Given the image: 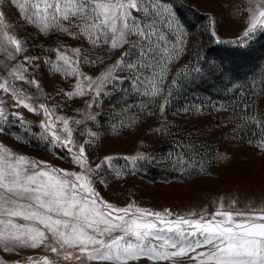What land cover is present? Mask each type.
I'll list each match as a JSON object with an SVG mask.
<instances>
[{"label":"rangeland","instance_id":"obj_1","mask_svg":"<svg viewBox=\"0 0 264 264\" xmlns=\"http://www.w3.org/2000/svg\"><path fill=\"white\" fill-rule=\"evenodd\" d=\"M161 3L170 13H174L175 19L183 23L185 28L182 31L187 34L183 38L184 43L178 45L180 54L167 66L160 96L143 97L134 90L125 91L129 88L127 84L123 88L119 84H109L102 89L105 95L91 109L88 104L94 93L69 100L63 93L74 90L76 78L53 71L50 63H44L45 59L55 60L54 49L61 48L73 56L71 49L79 47L82 56H87L89 61L102 59V63L78 65L80 72L94 79L115 63L120 50H111L107 45L95 47L85 37L73 39L56 30L41 32L37 25L21 19L18 8L11 0H0V11L4 13V23L7 25L6 28L0 26V40L3 39V32L7 31L24 43L26 51L18 56L17 61H11L7 53L0 49V77L12 82L9 69L17 62L24 63L28 69L26 75L29 79H36L39 87L25 81H15L17 91L22 90L37 108L45 104L54 110L55 116L69 118L77 145L85 140L90 141L85 144V149L92 168L102 163L105 156L113 157L110 166L104 165L93 174L96 191L108 203L117 207L133 203L161 212L170 209L174 214L185 216L195 212V218L203 212H214L221 203L228 209L232 201H235V206L230 209L232 211L264 209V151L257 147V143L245 139L227 111L190 112L183 108L184 103L191 99L228 97L237 84L244 81L251 84L255 91L259 88L261 79H258V84H254L253 79L264 76V56L256 65L253 62L257 55L255 50L227 52L221 48H209L211 42L208 40L212 37L216 43H229L237 37L247 44L253 37L244 38L243 31L249 23L250 10L256 5L252 0H161ZM24 55L39 56L40 59L28 64L23 61ZM214 59L224 66V71L233 70L241 77L224 87L211 85L203 89L200 84L197 87L196 81L202 77L212 83ZM196 68L202 70L196 72ZM116 75L123 77L128 73L125 70ZM230 79L227 78L225 82ZM173 81L177 83L173 85ZM0 100L4 101L3 107L7 113L19 112L27 121V125H23L9 116L2 125L4 131L0 132V145L34 161L47 162L68 171H80L65 149L48 142L51 137L40 126L45 119L43 109L29 112L15 107L16 102L11 94L3 90H0ZM162 104H166L163 111ZM254 111V116L258 118L255 122L264 131V113L257 97ZM89 115L96 119L89 120ZM77 119L83 122L77 125ZM56 128L62 129L63 124L57 122ZM90 132L97 135L93 138ZM139 153L148 155V162L139 163L133 168L123 159ZM181 160L184 163H180ZM121 170L124 174L117 176L116 173ZM101 179L105 182L100 183ZM30 256H47L54 264H80L64 261L43 247L20 248L15 252L0 248V261L3 264H26ZM84 264L110 262L85 260ZM128 264L157 262L142 257L130 260ZM158 264H171V261H160ZM178 264L191 262L178 258Z\"/></svg>","mask_w":264,"mask_h":264},{"label":"snow or ice","instance_id":"obj_2","mask_svg":"<svg viewBox=\"0 0 264 264\" xmlns=\"http://www.w3.org/2000/svg\"><path fill=\"white\" fill-rule=\"evenodd\" d=\"M252 2L256 7L250 10L249 23L243 31V37L248 39L264 30V0ZM11 3L18 8L21 19L37 25L41 32L56 30L73 39L85 37L95 47L107 45L111 50H120L115 63L95 79L80 72L78 65L103 60L89 61L79 47L71 49L73 56L56 48L55 60L45 59L44 63H50L53 71L76 78L74 90L63 93L69 100L95 94L88 104L90 109L97 106L98 99L105 95L103 87L109 84H119L121 88L127 84L129 88L125 91L134 90L143 97L162 95L167 66L180 54L178 45L184 43L187 34L182 31L183 23L162 6L161 0H11ZM0 26L7 27L2 11ZM0 49L11 61H17L26 51L24 43L7 31L3 32ZM39 59L23 56L28 64ZM125 70L127 76L116 75ZM27 72L24 63H15L9 69L13 81L0 77V90L11 94L15 107L29 112L43 109L45 119L40 126L51 137L48 142L65 149L80 171L34 161L0 145V248L15 252L20 248L43 247L64 261L80 264L85 260L128 264L142 257L157 264L160 261L178 264V258H186L191 264H264V209L232 211L235 206L232 201L228 209L221 203L214 212H203L195 218V212L185 216L170 209L152 211L133 203L117 207L103 200L96 191L93 174L104 165L110 166L113 157L105 156L102 163L92 168L85 149L90 141L77 145L69 118L55 116L54 110L45 104L37 108L22 90L17 91L15 81L39 87L38 81L29 79ZM3 104L0 100V132L4 131L2 125L9 116L27 125L19 112L7 113ZM165 108L166 104H162L161 110ZM88 118L96 119L93 115ZM57 122L63 124L62 129L56 128ZM82 122L75 120L77 125ZM96 135L90 132L91 137ZM257 147L264 151V141ZM123 159L134 168L148 162L150 157L139 153ZM122 174V170L116 173ZM26 264L54 262L47 256H30Z\"/></svg>","mask_w":264,"mask_h":264},{"label":"built area","instance_id":"obj_3","mask_svg":"<svg viewBox=\"0 0 264 264\" xmlns=\"http://www.w3.org/2000/svg\"><path fill=\"white\" fill-rule=\"evenodd\" d=\"M256 94L251 84H237L233 93L228 97L211 96L205 99H191L184 103L183 108L190 112H222L227 111L245 139L259 144L264 141V133L255 123L253 103Z\"/></svg>","mask_w":264,"mask_h":264},{"label":"trees","instance_id":"obj_4","mask_svg":"<svg viewBox=\"0 0 264 264\" xmlns=\"http://www.w3.org/2000/svg\"><path fill=\"white\" fill-rule=\"evenodd\" d=\"M208 40H209V42H211V43H209V48H221L227 52L239 53V52L255 50L257 52V55L254 58L255 61H253V62H255L256 65L259 64V60L262 59L264 56V30H258L254 34L252 40L247 42V44L246 43L245 44L239 43V40H237V39L233 40L232 42L229 41V43H227L225 41H222L223 43H216L213 41L212 37L208 38ZM215 62L217 64H215ZM212 64H213V67L215 68V72H214V75L212 77L213 81L211 80L212 83H209L208 81H206L205 78L202 77V79L196 81L197 87H200L198 84H200L203 89H206L211 85L212 86L213 85L214 86L219 85L221 87H224L229 82L237 79V77H241L240 74H238V72H235L233 70L224 71V66H221L220 62L217 61L216 59H214ZM227 78H231V79H230V81L225 82V80Z\"/></svg>","mask_w":264,"mask_h":264},{"label":"crops","instance_id":"obj_5","mask_svg":"<svg viewBox=\"0 0 264 264\" xmlns=\"http://www.w3.org/2000/svg\"><path fill=\"white\" fill-rule=\"evenodd\" d=\"M239 38V37H238ZM237 39V37H236ZM239 40V39H237ZM239 43H242L240 40H239ZM258 79H261V83H259V88H256V97H257V100H258V103L261 107V110L263 111L262 113H264V76H262V78H255L253 79L254 81V84H258ZM264 118V117H263Z\"/></svg>","mask_w":264,"mask_h":264},{"label":"bare ground","instance_id":"obj_6","mask_svg":"<svg viewBox=\"0 0 264 264\" xmlns=\"http://www.w3.org/2000/svg\"><path fill=\"white\" fill-rule=\"evenodd\" d=\"M255 103V102H254ZM254 103H253V117H254V120H258V118L256 117V116H254ZM257 114V113H256ZM259 115V114H258ZM256 123V122H255ZM257 124V126L259 127V125H258V123H256ZM261 130V129H260ZM262 132L264 133V131L262 130Z\"/></svg>","mask_w":264,"mask_h":264}]
</instances>
